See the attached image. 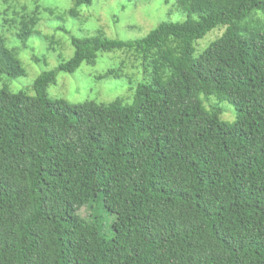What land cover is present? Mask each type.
<instances>
[{
  "label": "trees",
  "instance_id": "16d2710c",
  "mask_svg": "<svg viewBox=\"0 0 264 264\" xmlns=\"http://www.w3.org/2000/svg\"><path fill=\"white\" fill-rule=\"evenodd\" d=\"M92 2L73 0L67 14ZM175 4L183 22L133 41L72 37L69 60L30 88L0 89V264H264V28L250 27L264 0ZM40 16L23 7L3 25L25 49ZM114 51L140 60L130 104L48 97L59 72ZM122 65L100 78H123ZM3 75L25 70L0 35Z\"/></svg>",
  "mask_w": 264,
  "mask_h": 264
},
{
  "label": "rangeland",
  "instance_id": "374dc122",
  "mask_svg": "<svg viewBox=\"0 0 264 264\" xmlns=\"http://www.w3.org/2000/svg\"><path fill=\"white\" fill-rule=\"evenodd\" d=\"M35 6L39 7L41 20L36 28L37 34L23 49L14 36L15 29L4 26L3 20H11L13 12L22 13L23 7L32 11ZM72 7L73 0H0V35L4 37L6 46L16 52L25 70V75L19 78L1 76L0 89L6 87L9 92L17 93L30 88L40 73L53 71L59 63L69 60L73 55L72 37L80 39L102 32L108 39L133 41L145 37L161 22L180 23L186 19V15L176 8L175 0H93L90 6L78 9L77 17L67 14ZM257 18L261 22L258 25L251 23L250 27L264 28V17L258 15ZM222 32L216 28L207 33L196 42L197 52ZM121 62L123 78H100L108 70L118 68ZM126 77L130 79L129 85ZM143 78L140 60L134 61L132 56L118 51L101 52L94 65L81 64L72 74L59 72L47 93L49 98L63 100L70 106L85 102L107 104L115 99L130 104L132 91L129 87L142 83ZM28 94L33 96L31 91ZM217 106L222 110V121L232 123L235 119L233 108L226 103H217ZM97 208L103 217L102 232L111 237L114 216L102 206ZM80 214L85 217L89 212L83 208Z\"/></svg>",
  "mask_w": 264,
  "mask_h": 264
}]
</instances>
